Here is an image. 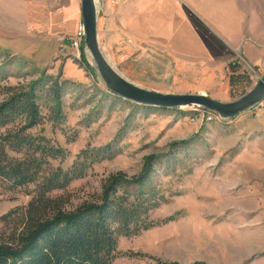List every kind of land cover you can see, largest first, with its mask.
I'll use <instances>...</instances> for the list:
<instances>
[{
  "label": "rangeland",
  "instance_id": "rangeland-1",
  "mask_svg": "<svg viewBox=\"0 0 264 264\" xmlns=\"http://www.w3.org/2000/svg\"><path fill=\"white\" fill-rule=\"evenodd\" d=\"M123 1H99V43L129 80L162 92H202L232 101L240 91L231 93L228 61L239 62L250 73L248 91L264 73V0H235L249 4L247 20L252 26L235 49L209 26L213 16L201 17L182 0H168V9L156 15L158 21L167 20L175 32L171 47L195 58H172L151 43L122 34L114 17ZM153 9L147 11L150 23ZM81 20V6L76 15L71 0H0V65L4 62L9 73L7 83L27 84L44 71L65 82L63 116L57 118L51 102L45 103L43 122L30 130L65 150V158L54 165L69 168L86 149L115 150L52 196L60 197L67 209L95 201L104 178L120 171L138 174L146 156L169 153L172 143L186 140L168 171L156 175L163 201L151 218L160 224L120 237L121 251L141 254L120 256L115 264H156V259L264 264V117L246 111L223 122H208L197 106L148 109L115 95L90 53L86 50L84 61L78 59L70 44ZM3 96L0 93V100ZM29 200L26 189L0 185V217L7 214L0 221V243L21 228Z\"/></svg>",
  "mask_w": 264,
  "mask_h": 264
},
{
  "label": "trees",
  "instance_id": "trees-1",
  "mask_svg": "<svg viewBox=\"0 0 264 264\" xmlns=\"http://www.w3.org/2000/svg\"><path fill=\"white\" fill-rule=\"evenodd\" d=\"M81 56L84 61L83 47ZM8 76L3 62L0 185L26 189L30 200L22 212L21 228L0 243V264H115L120 256L141 254L121 251L119 238L138 235L160 224L151 218V212L163 201L156 175L170 168L173 159H178L181 146L188 141L172 143L174 149L169 153L146 156L138 174L129 176L121 171L110 174L102 180L101 193L95 201L67 209L62 199L52 193L83 178L92 163L103 156H112L115 150L107 146L90 153L86 149L69 168L54 165V161L65 158V150L30 130L43 122L45 103L51 102L57 118L63 116L65 82L55 80L45 71L27 84H9ZM228 77L231 93L240 91V97L252 85L250 73L239 62L230 63ZM6 217L7 214L1 216L0 221ZM156 260V264H181Z\"/></svg>",
  "mask_w": 264,
  "mask_h": 264
},
{
  "label": "crops",
  "instance_id": "crops-1",
  "mask_svg": "<svg viewBox=\"0 0 264 264\" xmlns=\"http://www.w3.org/2000/svg\"><path fill=\"white\" fill-rule=\"evenodd\" d=\"M182 1L196 12L199 11L201 17H205V14L213 16L212 23L214 26L209 25L207 20L205 22L210 27H214V30L229 48H239L245 32H251L252 26L250 25V21L247 20L249 15H251L249 14L251 8L248 3H239V1L237 3L235 0ZM71 2L77 15V11L81 6V0H71ZM168 2V0H126L120 3L114 19L122 34L134 36L141 42L151 43L155 50L162 54H167V56L172 58H195V55L188 52L183 53L181 50L171 47V42H174L175 39V32L171 29L167 20L158 21L156 15L168 9ZM150 8H156L151 13L153 18L151 23L148 20L149 16L147 14ZM100 19L99 17V39L101 35ZM221 56L224 58L225 54ZM206 57L217 59L213 57V54H206ZM230 63L231 61H228L226 64ZM261 117H264V115L256 118L259 119Z\"/></svg>",
  "mask_w": 264,
  "mask_h": 264
},
{
  "label": "water",
  "instance_id": "water-1",
  "mask_svg": "<svg viewBox=\"0 0 264 264\" xmlns=\"http://www.w3.org/2000/svg\"><path fill=\"white\" fill-rule=\"evenodd\" d=\"M99 1L81 0V16L85 30L83 52L92 56L106 87L115 95L146 106L182 108L203 107L224 119H232L250 110L264 98V73L243 96L222 101L207 93H172L143 87L123 76L107 59L99 43Z\"/></svg>",
  "mask_w": 264,
  "mask_h": 264
},
{
  "label": "built area",
  "instance_id": "built-area-1",
  "mask_svg": "<svg viewBox=\"0 0 264 264\" xmlns=\"http://www.w3.org/2000/svg\"><path fill=\"white\" fill-rule=\"evenodd\" d=\"M84 38L85 30L81 21L76 28L75 35L70 38V44L76 49V57L78 59L82 58L81 49L83 47ZM196 109L202 112L200 113L203 116L202 118H205L208 122H223L224 120H226L203 107L197 106ZM248 111H250L254 117L264 115V98Z\"/></svg>",
  "mask_w": 264,
  "mask_h": 264
}]
</instances>
